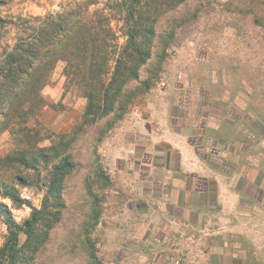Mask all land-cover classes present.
I'll use <instances>...</instances> for the list:
<instances>
[{
	"label": "rangeland",
	"instance_id": "374dc122",
	"mask_svg": "<svg viewBox=\"0 0 264 264\" xmlns=\"http://www.w3.org/2000/svg\"><path fill=\"white\" fill-rule=\"evenodd\" d=\"M1 1L0 64L6 46L29 33L25 21L69 0ZM97 1L91 10L112 2ZM116 35L122 47L125 38ZM150 52L135 78L113 98L108 92L104 110H87L83 88L67 82L63 64L39 91V114L27 91L19 107L0 106V247L8 227L41 213L31 235L19 236L15 264H110L121 247V196L107 189L109 153L162 84L189 77L196 65L252 77L262 88L264 0H185L160 17Z\"/></svg>",
	"mask_w": 264,
	"mask_h": 264
},
{
	"label": "crops",
	"instance_id": "0c3cea01",
	"mask_svg": "<svg viewBox=\"0 0 264 264\" xmlns=\"http://www.w3.org/2000/svg\"><path fill=\"white\" fill-rule=\"evenodd\" d=\"M196 67L162 84L109 153L110 264H264V85Z\"/></svg>",
	"mask_w": 264,
	"mask_h": 264
},
{
	"label": "trees",
	"instance_id": "16d2710c",
	"mask_svg": "<svg viewBox=\"0 0 264 264\" xmlns=\"http://www.w3.org/2000/svg\"><path fill=\"white\" fill-rule=\"evenodd\" d=\"M184 1L112 0L100 10H91L97 0H69L59 11L30 18L25 21L29 33L6 46L10 51L0 64V106L19 107L21 95L27 91L35 114H39L43 107L39 91L49 83L55 67L63 64L67 82L83 88L89 101L87 110H104L108 92L112 91L113 98L121 84L135 78L138 68L150 58V42L160 17ZM114 21L121 24L117 30ZM117 32L125 38L122 47ZM40 214L34 211L21 226L8 227V238L0 247V264L16 263L19 236L31 235Z\"/></svg>",
	"mask_w": 264,
	"mask_h": 264
}]
</instances>
